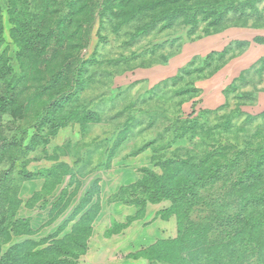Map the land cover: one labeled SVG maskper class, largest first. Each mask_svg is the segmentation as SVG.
<instances>
[{
  "label": "rangeland",
  "instance_id": "374dc122",
  "mask_svg": "<svg viewBox=\"0 0 264 264\" xmlns=\"http://www.w3.org/2000/svg\"><path fill=\"white\" fill-rule=\"evenodd\" d=\"M13 1L33 31L31 56L11 38ZM51 1L43 11L44 0H0V88L13 77L17 89L12 109L0 116V137L24 130L26 145L41 134L20 161L15 149L16 159L7 152L0 162L2 172L15 165L6 181L1 225L9 239L3 236L2 251L15 246L10 255L24 257L20 264H147L135 255L174 239L177 218L170 200L145 201L144 168L159 176L188 157L213 166L233 160V169L221 168L214 183L199 188L203 199L189 210L193 223L209 222L214 208L224 218L234 210L233 182L249 163V149L264 144V0L259 13L229 15L208 34L204 23L187 33L180 17L170 28L158 23L139 35L152 13L124 22L118 13L95 10L87 33L86 10L64 18V5ZM77 58L70 82L67 69ZM192 58L189 71L173 80ZM62 95L54 121H42ZM257 186L263 189L264 180ZM18 218L23 222L13 228ZM219 226L209 240L221 239ZM253 236L260 244L252 255L237 258L243 245L237 239L224 249L226 260L264 264V229Z\"/></svg>",
  "mask_w": 264,
  "mask_h": 264
},
{
  "label": "trees",
  "instance_id": "16d2710c",
  "mask_svg": "<svg viewBox=\"0 0 264 264\" xmlns=\"http://www.w3.org/2000/svg\"><path fill=\"white\" fill-rule=\"evenodd\" d=\"M56 1H59V4L62 3L67 9L63 13L64 18H71L76 11L86 10L89 22L87 33L91 27L90 23L94 21L95 10H99L104 15L109 12L118 13L124 22H129L136 16H142L145 13H152V19L140 26L135 33V35H139L153 30L158 23L161 28H170L180 17L188 27L187 33L194 34L200 24L204 23L202 31L208 34L224 27L229 15L246 14L248 11L259 13L258 4L262 0H96L97 2L95 0H53L54 3ZM44 2L43 11L52 1L44 0ZM78 2L79 4H77ZM76 5H78L77 8ZM11 9L10 18L13 23V27L10 29L11 38L18 46L19 51L26 50L27 55L31 56L29 52L32 50V46L28 36L33 31L24 21L23 14H20L15 1H13ZM24 22L25 24H23ZM1 30L0 24V32ZM41 49L42 47L39 48V52L35 56L40 55ZM224 53L225 49L218 55L222 57ZM213 55L214 52L209 53L204 61L208 62ZM76 61L80 60L78 58L71 60L67 69L70 82L73 81L77 71ZM191 63L193 64V58L172 79L182 78V75L189 71ZM235 86L234 79L226 86L225 94L234 91ZM16 92V80L11 77L0 88V116L12 109ZM63 97L66 96L62 95L60 99L54 100L48 105L47 110L41 115L42 121L47 120L50 123L54 121L53 112L56 106L63 104ZM57 125L58 122H54V127ZM22 132L11 140H7L4 136L0 137V162L3 161V156L7 152H10L11 159H16L12 155L15 149L20 153L16 160L20 161L41 139V134L35 133L29 142L23 145ZM249 152V163L239 172L237 180L233 182L238 193L234 200V210L224 218L219 215L217 208H214V214L210 221L203 223H193L189 219L191 207L203 199L198 190L205 184L214 183L219 178L221 168L233 169L235 165L233 160L213 166L205 165L203 160L196 163L188 157L178 160L171 173L159 176L144 168L145 175L142 177L140 185L145 189V201L154 202L167 199L172 202V210L177 218V235L174 239L159 240L135 256L143 255L148 260L147 264H157L154 260L158 258L171 264H231V258L226 260L228 254L224 249L228 245L233 247L237 243V239L243 241V245L235 250L237 258L252 255L260 244V238L255 240L256 237L253 235L264 229V188L259 189L257 186L264 180V144L251 147ZM17 167L22 169L25 177H29L24 163L20 162ZM14 168L15 165H12L8 170L0 171V264H20L19 262L24 259L22 256L17 258L15 255H10L15 246L9 247L5 252L1 248L3 236H7L3 239L4 241L9 239V232H7V228L2 227L1 222L4 205L10 198V196L8 197L9 186L6 185V181ZM179 172H182L183 175L173 182V177ZM150 177H152L151 181H149ZM20 222H23V219L18 218L13 220L11 225L14 228ZM216 224L224 225L219 226L215 235L222 237L219 240H209L208 232Z\"/></svg>",
  "mask_w": 264,
  "mask_h": 264
}]
</instances>
